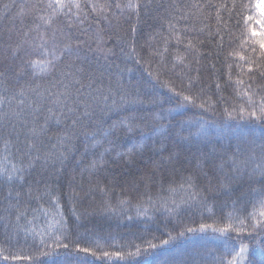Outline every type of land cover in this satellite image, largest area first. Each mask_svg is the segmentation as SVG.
<instances>
[{"label": "trees", "instance_id": "1", "mask_svg": "<svg viewBox=\"0 0 264 264\" xmlns=\"http://www.w3.org/2000/svg\"><path fill=\"white\" fill-rule=\"evenodd\" d=\"M28 2L0 0V94L6 92L10 96L18 92L21 85L41 90L53 86L52 91H56L55 82L62 79L61 72L66 70L67 57L56 72L49 74L40 67L25 66L22 60L40 64L51 59L50 56L15 54L16 45L24 39L22 33L33 27L31 17L22 21L18 15L22 5ZM95 2L98 6L109 2L114 5L117 0ZM142 2L149 6L141 9L139 20L134 14L128 18L125 12L123 19L118 13L112 16L110 26L98 25L97 13L88 8L85 23L73 27L71 32L65 29V34L72 37L73 47L79 42L81 62L77 67L84 69L82 83L87 85L91 79L92 88L99 87L105 95L111 96L106 103L99 100L98 107L93 101L95 112L91 126L108 128L123 117L135 115L146 118L149 128L143 134L138 130L127 135L120 132L114 141L115 151L106 157V166L98 172L85 170L94 157L91 151L85 150V140L80 137L63 164L57 162L53 168L50 162L46 167L41 159L31 169H25L24 181L11 186L0 184V217H3L0 219V264H58L61 257L54 253L43 255L48 248L43 244L33 247L31 235L25 243L22 230L35 231L37 240L40 235H60L57 220L63 221L64 235L69 240L79 241L82 247L99 246L101 258L90 257L94 264H124L115 259L117 251L131 259L128 254L136 252L137 247L145 249L148 241L159 244L169 236L175 239L161 246L150 259L219 264L222 257L226 264L243 244L247 251L243 261L237 259V264H264V228L261 227L264 198L253 191L259 189L264 180L250 181L248 170L233 172L231 161H227L223 169L219 168L221 154L229 146V126L250 133L248 139L254 136L257 142L264 135V124L249 118L247 111L244 118H240L242 107L250 110V98L256 104L264 98L261 37L252 35L253 28L258 33L262 31L257 23L261 19L257 0H199L217 6L219 12L217 7L201 10L185 7L196 0ZM248 16L253 19H245ZM169 20L175 25L181 42L177 44L175 38L170 39L165 60L160 61L154 52L157 49L163 52L164 38L172 35ZM133 25L135 32L131 31ZM90 26L91 32L85 35ZM98 26L104 28L102 48L105 52L111 50L110 54L97 52L96 40L89 38ZM189 40L197 50L180 64L175 58L186 55ZM36 43L41 42L37 39ZM133 43L135 54H131ZM56 54L60 55L59 51ZM173 63L179 65L176 72H182L180 78L167 71ZM162 65L163 74L157 79ZM184 65L190 66L185 68ZM165 81L169 87L164 86ZM170 87L192 95L196 103L185 102L184 108L177 109L178 98ZM89 91L85 88L84 95ZM134 100L143 103H133ZM160 101H164L163 108L170 109L171 114L165 112L163 119L153 122L152 116L160 115ZM202 103L205 107H198ZM44 106L50 105L45 101ZM180 121L195 125L193 132L199 127L196 121H200L205 127L211 126L214 133L224 129L225 134L185 139L188 131H179ZM59 127L53 118L45 145L50 147L56 142ZM17 133L23 140V130L17 127L13 136ZM133 143L146 147L131 157L116 156V152L125 153ZM232 146L235 147L234 140ZM161 148L164 151H158ZM19 155L15 143L5 151L0 140V166L9 169L19 166ZM82 156L84 163L80 164ZM189 184H195V191L200 193L196 201L189 199L193 191ZM45 185L58 197L59 208L51 202L50 196L36 199L45 191ZM18 192V208L25 214L20 220L16 219L17 210L10 208L16 203ZM57 212L59 215H55ZM201 225L205 226L203 230ZM189 228L195 231L189 233ZM180 232L185 235L179 236ZM141 236L143 242L139 239ZM103 252H109L112 258H103ZM5 256L20 259L5 261ZM133 264L146 262L141 255Z\"/></svg>", "mask_w": 264, "mask_h": 264}, {"label": "snow or ice", "instance_id": "2", "mask_svg": "<svg viewBox=\"0 0 264 264\" xmlns=\"http://www.w3.org/2000/svg\"><path fill=\"white\" fill-rule=\"evenodd\" d=\"M148 3H143L142 0H124V2H117L113 5L111 2L97 5L95 0H35L28 3H24L18 13L22 21L31 17V23L33 25L28 31L22 33L24 39L18 43L15 47V54L19 55L23 53L24 56H32L39 54L41 56H50L51 59L46 62L37 64L36 61H24L22 63L27 66L31 64L33 68L40 67L42 71H46L49 74L54 73L58 70V65L64 61L65 57L68 58L65 64V71L61 72L62 79L55 82L54 87L56 91H52V87L41 90L39 87L26 88L24 85L20 86L18 92L12 95L0 94V140L3 141L4 150L7 151L9 145L15 143L17 145V152H19V166L13 165L11 169L0 166V184H7L9 186L17 184L18 181L25 180V169H31L35 163L41 159L44 161V165L55 168V164L60 162L63 164L68 158V153L75 150V142L83 137L85 140V150L91 151L93 159L86 165L85 170L89 172H98L106 166V157H108L113 151H115L114 141L120 132L125 135L129 133H135L137 130L143 134L145 129L149 128V123L146 118L137 117L135 115L123 117L121 120L114 122L108 128L92 127L91 117L94 115L93 101H96L97 107L99 106V100H103L105 103L111 99L110 95H105L99 87L92 88V81L85 85L82 83V76L84 73L83 67H77L81 62V58L78 55L79 42L76 47L71 44L72 37L65 34V29L71 32L73 27H79L86 21L84 15L88 8H91L93 13H97L98 25L103 23L111 25L112 16L119 14V18H124V13H127L128 18L134 14L139 20L141 9H147ZM234 7L236 5H233ZM187 8L192 9H210L217 7L211 3H200L196 0L195 3L185 5ZM256 7L261 11V19L257 21L264 29V5L257 3ZM217 12L219 8L217 7ZM245 19L251 21L253 17L248 16ZM168 29L172 34L169 37H165L163 40L164 51L160 52L158 49L154 52V55H159L160 61L165 60V55L168 51L169 40L172 38L176 39L177 44H180V39L176 34L175 25L171 20L167 21ZM104 28L97 27L95 33L89 37L95 39L97 43V52L107 55L110 54L111 50H105L102 48V33ZM132 32L136 31L135 25H133ZM35 32V36H31V33ZM91 32V26L89 30L84 34L88 35ZM252 35L261 37L259 46L261 49L260 57L264 58V30L257 32L255 28L252 29ZM41 43L37 44L36 40ZM51 44V48H49ZM196 46L192 40H189L185 48L186 55L177 56L175 59L183 64V61L188 58L192 53L196 51ZM59 51L60 55H57ZM136 53L135 44L131 48V54ZM198 62V61H197ZM190 65H184L185 68ZM178 64L173 63L172 68L167 71L172 72L176 78H180L182 72H176ZM152 74L151 72L149 73ZM163 74V65L161 71H158L156 78L159 79L160 75ZM264 76V73H261ZM91 74H89V77ZM79 85V87H76ZM165 87H169L168 82H164ZM90 89L87 96L84 95V89ZM170 91L174 92L176 97L175 107L177 109L184 108L185 102L195 104L196 99L192 95H185L182 91L177 92L175 87H170ZM247 94V93H246ZM50 105L45 108L44 102ZM133 103H143V101H132ZM156 104V101H152ZM164 101L159 102L160 115H153L152 121H158L164 118L165 112L171 114V110H165L163 108ZM116 102L113 101V106ZM249 109H240V118H244V113L247 111V116L259 121L264 124V98L260 100L258 104L254 103L251 98L248 101ZM200 108H204L205 105L202 103L198 105ZM227 111V110H226ZM181 114L182 113H178ZM231 116V113H229ZM55 118V123L59 127L58 132L55 136V143H51L50 147L44 144V139L51 127V122ZM41 119L43 123H41ZM194 118H189L192 120ZM181 127L180 132L185 130L188 131V136L185 139L190 138H207L210 135L216 134L223 136L225 134L224 129L216 130L215 133L211 126L205 127V124L196 121L199 127L192 131V127L188 121H180ZM62 125V126H61ZM17 127L23 130L24 139H20V133L13 136V133L17 131ZM9 128L11 131H9ZM228 135L230 136L229 146L221 154V162L219 168L223 169L227 161L232 162L233 172L243 173L248 170L249 180H264V135H261L259 141L253 136L252 139H248L250 133L241 132L239 129H232L230 126L227 129ZM5 133L7 138H5ZM235 141V147L232 146V141ZM90 142V143H89ZM107 144V147H105ZM146 145L135 144L130 145L125 153L116 152V156L127 155L129 157L135 155L138 151H142ZM158 151H164L163 148ZM78 163L83 164V156L80 158ZM20 187L23 185L20 184ZM189 188L193 191L190 193L189 199L196 201L200 197V193L195 191V184H189ZM52 189L45 185V191L38 195L36 199H42L43 196L47 195L51 197V202L59 208L58 197L52 195ZM104 191V189H101ZM254 192L264 198V183L260 184L259 189H253ZM20 193L16 194V203L10 205V208L17 210L16 219L20 220L25 214L19 211L18 205ZM29 196H31V188H29ZM151 199V197H149ZM123 203V201H121ZM187 203V201H185ZM172 212V209H167ZM59 215V213H55ZM3 219V217H0ZM31 223V221H29ZM56 223L59 225L57 231L60 235L51 234L47 237L40 235L37 240V233L35 231L29 232L27 228L22 230L25 233L24 242L27 243V236L32 237V246L36 247L39 244H43L48 248L47 252L42 253L43 255L56 254L61 257L58 264H94V260L90 257L99 259L98 255L99 246L95 248L92 246L82 247L81 243L77 240H69L67 235H64L63 221L57 220ZM242 223V222H241ZM256 225L253 224L252 228L255 229ZM264 228V224L261 225ZM201 230L205 228L204 225L200 226ZM189 233L195 231L194 229H187ZM179 236H184V232H180ZM141 242L144 241V237H139ZM158 239V237H153ZM175 237L169 236V239L160 240L159 244L148 241L147 248L140 249L137 247L136 252L128 254L131 259H126L121 252L115 253V259L124 262V264H133L135 258L144 257L146 264H198L196 260H180L170 261L167 258L162 260L150 259L155 255L156 251L161 246H167L171 240ZM51 240L52 244H48ZM67 241V242H64ZM19 242V239L17 240ZM54 245V247H53ZM247 251L246 245H241L239 251L235 252L231 260H228L226 264H237V259L240 261L244 259V253ZM103 258L111 259L109 252L102 253ZM5 261L19 260L17 256H5ZM219 264H225V260L221 257Z\"/></svg>", "mask_w": 264, "mask_h": 264}, {"label": "rangeland", "instance_id": "3", "mask_svg": "<svg viewBox=\"0 0 264 264\" xmlns=\"http://www.w3.org/2000/svg\"><path fill=\"white\" fill-rule=\"evenodd\" d=\"M257 3H260L261 5H264V0H257ZM257 10H258V13L261 15L260 9L257 8ZM260 27H261V25H260ZM261 30H264V29L261 28Z\"/></svg>", "mask_w": 264, "mask_h": 264}]
</instances>
